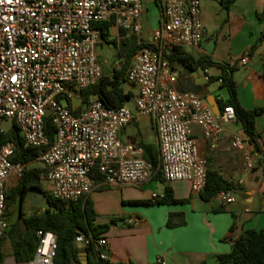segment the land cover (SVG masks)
<instances>
[{
	"label": "built area",
	"instance_id": "2783aa9c",
	"mask_svg": "<svg viewBox=\"0 0 264 264\" xmlns=\"http://www.w3.org/2000/svg\"><path fill=\"white\" fill-rule=\"evenodd\" d=\"M142 0H0V135L16 126L25 144L39 151L37 161L46 169L41 181L52 185L51 197L71 205L89 195L97 174L108 186H141L160 173L165 182H188L194 194L206 185V160L193 137L201 130L211 151L218 148L223 125L235 122L232 107L215 115L207 101L195 93L173 88L178 75L164 54L174 48L199 49L202 41L199 0H161L157 27L146 39L142 29ZM101 23L135 37L139 50L126 72V82L136 91L134 110L127 106L107 109L97 99L68 108L82 100V92L102 78L96 47L102 42ZM241 65L247 59L241 60ZM205 82L209 77L204 72ZM219 84L221 80L217 81ZM66 101L65 107L60 101ZM51 113L53 143L44 130ZM149 117L156 136L158 164L155 171L142 155L138 142H122L121 132L136 117ZM8 124L9 129L4 130ZM232 149L244 151L237 135ZM12 141L0 144V240L9 229L6 217L8 181H18L24 170L11 163ZM245 169L252 157L243 155ZM242 183V182H240ZM158 198L154 195L152 202ZM221 204L235 203L232 191L218 195ZM132 220L127 221L133 225ZM37 247L30 261L22 264H54L56 238L38 231ZM83 248L89 239L79 234ZM98 258L109 262L105 237L97 241ZM157 264H165L161 259Z\"/></svg>",
	"mask_w": 264,
	"mask_h": 264
},
{
	"label": "crops",
	"instance_id": "0c3cea01",
	"mask_svg": "<svg viewBox=\"0 0 264 264\" xmlns=\"http://www.w3.org/2000/svg\"><path fill=\"white\" fill-rule=\"evenodd\" d=\"M199 4L203 31L200 48L184 50L196 58L207 57L213 63L235 68L232 76L237 84L236 97L239 103L246 110H263L255 120L261 151L247 142L242 130L232 128L231 125H238L236 122L223 125L224 134L214 151L204 142L201 130L192 128L201 153L204 157L209 155L213 168L236 187L232 191L236 201L229 205L221 204L218 197L202 201L200 195L194 194L190 184L184 181L168 183L153 178L137 187H113L99 180L87 196L95 213L94 223L109 226L103 237L107 240L109 261L112 264H157L158 259L165 264H217V257L228 254L232 240L242 232L264 230V42L252 50L264 30V0H236L228 11L221 9L220 0H199ZM160 5L161 0H158L154 15L156 26L149 28L146 39L157 27ZM244 58L247 63L241 65ZM168 66L178 75L173 85L176 91L199 94L206 101H215L221 112L218 102L228 97L225 100L214 97L206 91L207 88L202 91L195 84L191 72H186L178 65ZM206 75L210 79L217 78L220 70L209 68ZM133 90L135 96L136 91ZM80 105L79 101L77 105L71 102L69 107L79 109ZM140 120L150 127L153 135L151 144L156 145L151 120L146 116L136 117L122 130L121 141L143 142L138 130ZM232 135L243 139L244 151L231 148ZM244 153L252 157L250 170L245 169ZM11 182L8 181V186ZM165 188L171 190L175 200L185 202L169 205L153 203V196L157 200L161 199ZM51 191L47 192L51 195ZM170 214L179 215L174 218V223L183 224L174 228L166 227ZM129 220L135 223L128 225ZM77 246V264H88L85 249ZM2 264L18 263L8 256Z\"/></svg>",
	"mask_w": 264,
	"mask_h": 264
},
{
	"label": "trees",
	"instance_id": "16d2710c",
	"mask_svg": "<svg viewBox=\"0 0 264 264\" xmlns=\"http://www.w3.org/2000/svg\"><path fill=\"white\" fill-rule=\"evenodd\" d=\"M158 4V0H154ZM236 0H220L222 10L228 11ZM111 24L101 23L96 25L102 31V37L109 36ZM119 40L114 42L117 55L120 59V67L115 69L111 76H102L99 82L85 89L82 92L81 104H86L92 99L100 101L107 109H117L127 106L132 102L134 94L131 91H124L126 82V72L130 66L133 56L141 49L150 48L146 44L139 46L136 44L135 37L127 32L118 30ZM264 42V30L261 32L252 50ZM164 62L168 65H178L186 72L201 70L205 72L209 68H217L220 75L217 78H209L208 84L221 80L220 87L226 89L228 98L219 101L221 110L225 107H232L235 114V122L241 127L247 142L254 146L257 151H261L258 143V134L255 129L256 117L263 113L262 109L246 110L239 103L236 97L237 84L233 79L234 67L222 66L213 63L207 57H194L185 52L184 48H174L168 54H164ZM68 108L69 105H68ZM44 130L49 140L53 143L55 129L52 124V115L48 113L44 118ZM12 141L14 150L9 157L11 163H19L24 166L21 178L16 185L6 192V217L8 219L9 210L16 209V219L9 225L7 234L0 240V264L8 256H12L16 263L21 264L30 261L37 247L36 234L38 231L51 232L56 238V252L54 264H77L79 248L75 242L79 234L85 235L89 239V244L85 247L88 257V264H102L98 258L100 247L97 241L108 231V225H97L95 213L88 196L81 197L76 203L66 205L63 202L54 200L51 195L43 189L40 176L46 172L43 166H34L38 162L39 151L25 144L19 129L12 126L5 134L0 135V144ZM143 149V159L148 162L153 171L158 164V148L154 144H144L138 142ZM206 160V185L201 191L200 199L210 201L217 198L219 193L235 191L236 187L231 182L226 181L218 171L212 166L209 155ZM264 174V167H263ZM163 180L160 173L153 177ZM93 179L97 183L101 178L93 174ZM37 187L42 191L44 198L49 202L45 209L40 212L26 214L21 210V203L30 188ZM173 198L171 190L165 188L161 199L153 202L155 204H175L184 203ZM149 204L150 202H137ZM136 203V204H137ZM135 204V203H134ZM179 215L170 214L166 227L174 228L181 223H174V218ZM113 224L115 222H112ZM217 264H264V230H246L239 237L232 240L231 250L228 254L219 255L216 259ZM110 263V261L108 262Z\"/></svg>",
	"mask_w": 264,
	"mask_h": 264
},
{
	"label": "rangeland",
	"instance_id": "374dc122",
	"mask_svg": "<svg viewBox=\"0 0 264 264\" xmlns=\"http://www.w3.org/2000/svg\"><path fill=\"white\" fill-rule=\"evenodd\" d=\"M142 6H143V15H142L141 24H142L143 34L146 35L149 28H154L156 26V19L154 18L156 11L155 2L154 0H142ZM113 41L117 42V30L115 28H111L109 31V36L107 38H103L102 42L96 47L98 64L101 67L104 76H111L113 71L120 67L121 61L117 55V49ZM191 75L194 77L195 84L200 86L202 88V91H204L207 88L206 91H208L214 97L223 98L224 100L228 97V93L226 89L221 88L217 81L210 84L205 82L204 79L205 75L203 71L197 70L195 72H192ZM133 89L134 88L131 87L129 84L124 85V91H131L134 94ZM72 102L73 105L78 104V100L76 99H74ZM60 104L63 107L67 105L66 101L64 100H61ZM127 107L130 109L134 108L133 100L132 102L127 104ZM231 126L232 128H235L237 131L241 130V127L236 124ZM3 128L4 130H8L9 125L5 124ZM138 130L143 138L144 143L151 144L153 142V135L151 129L146 122L140 120L138 125ZM34 166H42V165L41 163L36 162L34 163ZM16 183H17L16 181L12 180V182L8 186V191L12 189L16 185ZM42 186L45 191L52 189V185L48 182H42ZM158 191H160V189H158ZM44 209H45V205H41L37 209V211L42 212ZM26 214L29 213L26 212ZM15 219H16V209L15 207H13L9 210V216H8L9 225H12Z\"/></svg>",
	"mask_w": 264,
	"mask_h": 264
},
{
	"label": "water",
	"instance_id": "95a60500",
	"mask_svg": "<svg viewBox=\"0 0 264 264\" xmlns=\"http://www.w3.org/2000/svg\"><path fill=\"white\" fill-rule=\"evenodd\" d=\"M150 40V39H149ZM207 103L210 105L211 109L213 110L215 115H219V109L216 105V102H210L207 99ZM25 199L28 201L29 204H32V208H27L26 211L30 213L37 212V209L41 205L47 206L49 204L48 200L44 198L42 191L39 190L37 187L30 188L25 195Z\"/></svg>",
	"mask_w": 264,
	"mask_h": 264
},
{
	"label": "flooded vegetation",
	"instance_id": "af4514ba",
	"mask_svg": "<svg viewBox=\"0 0 264 264\" xmlns=\"http://www.w3.org/2000/svg\"><path fill=\"white\" fill-rule=\"evenodd\" d=\"M27 208H32V204H29L28 201L24 198V200L21 203V210L23 213H26Z\"/></svg>",
	"mask_w": 264,
	"mask_h": 264
}]
</instances>
